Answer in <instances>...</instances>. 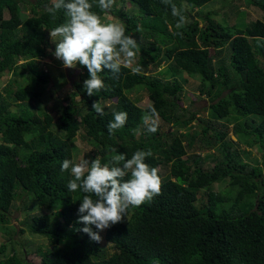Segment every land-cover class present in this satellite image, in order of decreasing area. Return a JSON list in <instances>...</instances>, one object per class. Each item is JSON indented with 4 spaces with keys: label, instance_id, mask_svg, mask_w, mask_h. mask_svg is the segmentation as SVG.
Wrapping results in <instances>:
<instances>
[{
    "label": "trees",
    "instance_id": "obj_1",
    "mask_svg": "<svg viewBox=\"0 0 264 264\" xmlns=\"http://www.w3.org/2000/svg\"><path fill=\"white\" fill-rule=\"evenodd\" d=\"M212 1L173 0L187 17L180 29L161 0H114L107 15L94 5L105 23L113 22L109 15L137 40L133 68L141 71L122 67L114 79L105 70L99 75L106 89L90 97L83 86L88 71L78 65L67 104L48 108L53 76L41 59L51 46L49 31L67 17L63 10L55 18L46 11L52 0L31 3L29 14L27 0H0V79L12 78L0 85V231L10 239L0 244V264H264V60L250 42L264 40V15L247 31L232 33L202 13ZM248 1L264 13V0ZM228 43L231 53L224 59L230 65L219 67L223 59L216 57ZM164 65L170 78L157 75ZM184 73L199 80L211 99L208 116L182 107ZM142 91L151 100L145 109L131 96ZM94 102L103 116L93 111ZM152 107L159 114L154 134L143 123ZM113 111L127 112L128 120L110 135ZM81 132L95 149L91 160L107 163L113 148L128 158L151 151L145 162L161 177V194L130 207L122 222L99 232V243L80 231L84 193L67 191L72 177L61 172L64 159L76 163ZM195 140L205 156L190 150ZM216 184L228 188L213 190ZM19 195L39 211L24 219L23 228L11 219ZM41 239L46 244L35 245Z\"/></svg>",
    "mask_w": 264,
    "mask_h": 264
},
{
    "label": "clouds",
    "instance_id": "obj_2",
    "mask_svg": "<svg viewBox=\"0 0 264 264\" xmlns=\"http://www.w3.org/2000/svg\"><path fill=\"white\" fill-rule=\"evenodd\" d=\"M161 2L171 7V15L176 18L175 27L182 28L187 22L184 9L177 7L173 0ZM113 4L114 0H52L51 6H46L53 18L61 10L67 17L64 23L49 31L56 45L52 55L62 61L64 68L86 67L89 77L83 81V86L90 97L106 89L99 75L105 70L111 72L114 79L119 77L122 67L131 68L132 74L141 71L139 67H132L140 46L135 38L125 34V25L105 23L100 14L92 11L96 5L107 15ZM174 35L182 37L179 31ZM92 109L100 116L105 114L99 102H94ZM127 120V112L113 111V119L107 124L108 133L114 135ZM143 123L148 133L157 132L159 114L155 107L143 117ZM111 151V159L103 165L98 157L83 158L79 163L64 159L61 164V172L67 171L72 177L67 191L84 193L78 208L77 223L84 225L80 231L97 243L102 240L99 232L122 222L130 207L151 202L161 194L159 170L145 162L152 156L151 151L137 150L131 158L115 148ZM93 226L98 231H94Z\"/></svg>",
    "mask_w": 264,
    "mask_h": 264
},
{
    "label": "rangeland",
    "instance_id": "obj_3",
    "mask_svg": "<svg viewBox=\"0 0 264 264\" xmlns=\"http://www.w3.org/2000/svg\"><path fill=\"white\" fill-rule=\"evenodd\" d=\"M37 0H27L25 7L28 9L26 11V14H29V7L31 6V3L36 2ZM127 7H130V4L127 3ZM202 13L204 15L210 14L213 20H215L217 23H219L221 26H223L226 30H230L232 33L237 31H247L249 26L257 21L263 19V11L254 6L251 2L249 3L248 0H214L207 5H205L202 8ZM196 14V12H195ZM26 17V16H25ZM108 20H113L112 17L109 15L107 16ZM196 19V18H195ZM147 21L153 22L154 19L147 18ZM163 38V36H162ZM251 44L253 45L254 49L256 50V53L258 57L263 61L264 60V40L262 39H250ZM51 46L47 50V57L45 59H41V63L44 65L46 70L51 71L52 73V82L47 85V94L46 99L44 102H46V107L53 108L55 105H66L67 100L66 98H69L72 96V80L73 75L75 74V69H67L63 67L62 61L57 60L52 53L55 51V43L50 40ZM230 43L226 44L224 49L218 54L219 57H216L217 62L220 61L221 57L223 61L219 65V67H228L230 65L229 57L225 60L224 58L228 55V53H231V47ZM51 50V51H49ZM215 51H212V54H214ZM229 56V55H228ZM136 62V59H135ZM135 62L133 65H135ZM132 65V67H133ZM77 70V69H76ZM161 78H170V75L167 74L165 65L163 66L162 73H158ZM187 75V74H186ZM185 73L181 74L180 77L184 78L186 83H184V98L182 107L187 108L189 112H195L199 111V117L202 116H208V108L211 104L210 98H208L205 94H202L200 91V85L201 82L197 79L190 78L186 76ZM236 78L237 76L234 75ZM11 76L7 75L4 76L2 79H0V85L5 86L10 80ZM131 96L135 99L140 98V100H136L138 102V105L142 108H147L149 105H151V100L149 99V95L146 91H142L141 93H132ZM182 113V112H180ZM226 123L230 125V127H233V121L231 118L226 120ZM189 131V130H187ZM186 132V131H184ZM83 133L81 132L79 134V137L75 143L76 148L78 149L77 155H76V163H79V161L83 158L87 160H91L94 156L95 149L92 145H90L85 139L82 137ZM231 139L234 141H237L236 137L231 134ZM194 146L190 149L192 153L194 154H201L202 156H205L206 152L199 150L198 146L200 145V142L195 140ZM240 148L246 149L245 145H241ZM253 153V157L258 156V151L255 149L251 150ZM213 153V151L211 150ZM205 168L207 166H204ZM162 173H168V170L166 168H162ZM228 186L227 184L223 185H214L213 190H223L226 191ZM206 190H201L198 192V198L201 199L204 194H207ZM29 199V197H28ZM23 198L19 197L14 202V207L11 209V219L15 226L18 228H23L24 219L27 216H33L39 213L37 207L31 202H29L27 199L26 201H22ZM33 200V199H32ZM25 202V203H24ZM25 205L28 206L25 209ZM227 204L224 206L226 207ZM27 236V237H26ZM20 238V234L16 235L14 237V240ZM25 238L30 239L29 233L25 235ZM7 236L3 234V232L0 231V244L9 241ZM36 243H44L46 244L45 240H35Z\"/></svg>",
    "mask_w": 264,
    "mask_h": 264
}]
</instances>
